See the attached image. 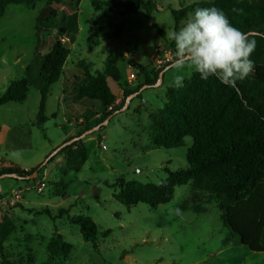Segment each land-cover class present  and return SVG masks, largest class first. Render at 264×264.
<instances>
[{
  "label": "rangeland",
  "instance_id": "1",
  "mask_svg": "<svg viewBox=\"0 0 264 264\" xmlns=\"http://www.w3.org/2000/svg\"><path fill=\"white\" fill-rule=\"evenodd\" d=\"M94 1L80 2V30L73 43L63 40L71 49L64 69H73L80 77L77 84L84 74L80 61L94 74L102 71L107 58H111L124 80L129 70L128 58L143 55L146 61L141 66L160 69L173 60L175 48L168 39V33L175 28L172 11L212 0H153L157 10L152 18L141 13L122 15L121 8L94 6ZM45 5V1H38L35 6L10 5L0 17V95L10 80L29 77L32 82L24 103L0 106V157L26 168L34 167L42 152L50 147V141L57 142L72 129H79L78 115L101 105L75 91L64 93L62 76L50 88L45 109L47 121L34 125L41 101V58L56 40L54 33L40 38L35 30ZM115 22L123 26L121 37L102 41L99 27ZM154 22L165 32L164 38L153 27ZM160 60L162 63H158ZM28 67H32L30 71ZM193 73L185 69L184 81ZM175 74L174 69L167 70L162 84L143 90L141 98L132 100L129 110L114 115L105 129L83 140L88 160L79 171L69 170L65 174L67 152L62 154V167L47 173L45 168L50 164L45 163L35 181L0 180V219L8 216L16 226L0 249V264H264V251H255L248 243L249 228L228 241L231 231L224 225L213 200L201 204L204 213L188 210L177 214V206L190 193V184L177 187L173 199L157 208L144 203L128 207L114 197V187L121 177L160 184L167 178V170L179 171L188 165L191 137L185 139L183 146L171 149L155 147L150 142V116L164 106ZM135 77L137 86L143 78L138 73ZM108 84L115 94L119 93L117 82L108 78ZM138 103L141 106L137 107ZM57 157H53L54 161ZM43 181L46 187L40 193L37 186ZM61 207L69 209L70 216L91 217L98 224L96 245L86 242L80 227L70 223L67 216L52 219L42 213L43 208H49L55 216ZM108 230L112 233L105 237ZM58 235L73 245L68 256L51 257L48 251L50 240Z\"/></svg>",
  "mask_w": 264,
  "mask_h": 264
},
{
  "label": "trees",
  "instance_id": "2",
  "mask_svg": "<svg viewBox=\"0 0 264 264\" xmlns=\"http://www.w3.org/2000/svg\"><path fill=\"white\" fill-rule=\"evenodd\" d=\"M38 1L46 2L36 20L35 30L38 37H49L53 33L56 35L52 48L41 58L38 74L41 101L37 124H43L47 121L45 109L50 88L63 76L65 64L71 54V49L63 40L73 43L80 30L78 13L82 0H0V17L5 15L10 5L35 6ZM93 5L121 8L122 15L141 13L149 18L157 10L153 0H96ZM213 6L223 10L230 22L246 34L255 32L248 35L256 42L250 57L254 62L253 74L242 81H236L234 86H229L215 77L202 80L194 72L183 82V87H168L164 106L150 116V142L155 147L171 149L183 146L185 139L191 137L193 144L187 152L188 165L179 171L167 170L168 176L160 184L127 181L121 177L118 186L114 187V197L128 207L144 203L151 208H157L173 199L177 187L190 184L189 195L177 209L204 213L206 210L201 204L207 199L213 200L221 212L224 225L231 231L232 237L228 241L237 238L243 229L249 228L251 231L248 243L251 248L264 251V0H212L178 11L173 10L174 30L181 28L182 23L187 21L196 8ZM61 9L63 10L60 14ZM153 27L160 36H166L155 22ZM122 33L123 26L120 22L103 25L98 29L104 42L118 39ZM172 46L174 47V43ZM174 51L175 49L173 57ZM171 63L172 61L166 63L158 70L137 65L143 81L131 88L111 58H107L102 71L94 74L88 72L84 61H80L79 66L84 74L76 91L83 98L99 101L101 112L96 113L89 109L83 113L82 118L87 123L75 137L120 111L127 97L140 91L142 87H153L159 74ZM31 68L28 67L27 70L30 71ZM108 78L113 79L124 90L119 104L117 96L109 87ZM31 85L29 77L12 80L0 95V106L24 103ZM141 96L142 92L136 98ZM97 115V118L89 122L90 118ZM103 129L105 127L101 130ZM67 152L68 169L65 174L69 170L79 171L88 160V149L84 141L64 147L57 155ZM54 159H50L49 164ZM41 166L31 170L5 167L0 170V175L14 173L27 182L30 181L27 177ZM42 213L52 219L67 216L70 223L80 227L86 242L97 244L99 226L91 217L70 216L69 209L64 207L59 208L55 216L49 208H43ZM15 230L12 218L2 216L0 249ZM111 233L108 230L104 236ZM72 250L73 245L64 241L62 235L52 238L48 244L51 257L68 256Z\"/></svg>",
  "mask_w": 264,
  "mask_h": 264
},
{
  "label": "clouds",
  "instance_id": "3",
  "mask_svg": "<svg viewBox=\"0 0 264 264\" xmlns=\"http://www.w3.org/2000/svg\"><path fill=\"white\" fill-rule=\"evenodd\" d=\"M168 39L175 48L170 67L175 70L173 83L177 88L183 87L185 69L198 73L202 80L215 77L229 86L254 72L250 57L255 40L215 6L196 8L181 28L168 33ZM176 211L179 214L180 210Z\"/></svg>",
  "mask_w": 264,
  "mask_h": 264
},
{
  "label": "crops",
  "instance_id": "4",
  "mask_svg": "<svg viewBox=\"0 0 264 264\" xmlns=\"http://www.w3.org/2000/svg\"><path fill=\"white\" fill-rule=\"evenodd\" d=\"M158 51V48L156 49V53ZM154 53H152L151 56H153ZM136 57V56H135ZM128 58L127 60V65L129 66V70H128V73H127V79L126 81L128 82V84L130 85L131 88H134L136 86V84L134 83V81H136V77H135V74L138 73L139 74V69L136 67L137 65L141 66V64L146 61V58L145 56H140L139 58ZM153 59V58H151ZM134 64H133V63ZM144 67V66H143ZM136 70V71H135ZM64 80L62 82V85H63V92L64 93H72V92H76V87L77 85V82L79 80V76H77L73 69H69V68H65L64 69ZM138 78V77H137ZM83 80V79H82ZM12 80H10L11 82ZM9 82V84H10ZM82 82V81H81ZM80 82V83H81ZM8 84V86H9ZM40 84V83H39ZM77 84V85H76ZM119 85V84H118ZM138 85V84H137ZM120 87V90H119V93L118 94H114L117 96V104H119L123 98V93H124V90L123 88L119 85ZM8 88V87H7ZM152 88V87H150ZM38 90H39V86H38ZM137 99V98H136ZM141 106L140 103L137 104V107ZM101 105H100V108L99 109H91L93 110L94 112L96 113H100L101 112ZM89 110V109H88ZM87 111V110H86ZM85 111V112H86ZM84 112V113H85ZM57 114H52V116H56ZM82 114L78 115L76 118L77 120V125L79 126V129L78 130H75V129H72L69 133L65 134L63 137H61L57 142H53V141H50L51 145L50 147H48L46 150H44V152H42V154L40 155V158L38 159V161L35 163V165H33L34 167H31V168H26V167H21L19 166V164L13 162V161H10V160H7L5 158H1L0 157V165H2V167H14V168H20V169H23V170H31L37 166H39L42 162V165L45 164V161L47 159V157L54 151L56 150L59 146H61L63 143H65L68 139L72 138V137H75L83 128L84 126L86 125V121H84V119L82 118ZM38 116V114H37ZM46 116V115H45ZM97 116L95 117H92L90 118L89 122H92L95 118H97ZM47 118V117H46ZM37 124V120L36 122H34V125ZM38 125V124H37ZM1 134V133H0ZM3 137H5V134L3 133ZM65 163V156L64 155H59V157L56 158V160L52 163H50L49 167L45 168V171L47 173H50L52 170H57L59 167H62ZM20 181H23V180H20ZM20 190V188L18 189ZM13 192H17V190H13ZM1 195V194H0Z\"/></svg>",
  "mask_w": 264,
  "mask_h": 264
},
{
  "label": "water",
  "instance_id": "5",
  "mask_svg": "<svg viewBox=\"0 0 264 264\" xmlns=\"http://www.w3.org/2000/svg\"><path fill=\"white\" fill-rule=\"evenodd\" d=\"M250 34H255V32H251L248 35ZM171 67L168 66L166 67L160 74H159V79L156 83L155 86H158L159 84H162L163 83V79H164V73L169 70ZM147 88H150L149 86H144L142 87V89L132 95H130L129 97H127L126 99V102H125V105L123 106V108L120 110V111H117L115 112L113 115L109 116L104 122H102L101 124L95 126L94 128L84 132L83 134H81L80 136H77V137H74L72 138L71 140L63 143L61 146H59L56 150H54L50 155L49 157L46 159L45 163L49 162L50 159H52L55 155H57L64 147L68 146V145H72L73 143L75 142H78V141H81V140H84L87 136L91 135V134H94L98 131H100L103 127L109 125L111 119L113 118L114 115L118 114L119 112L121 111H126L128 108H129V105L130 103L132 102V100L137 97L143 90L147 89ZM43 167V165L41 166ZM40 167V168H41ZM39 168V169H40ZM39 169L36 170L32 175H30L29 177H27L28 180H35L39 174ZM6 178H14V179H20V180H23L22 177H19L17 174H14V173H8V174H3V175H0V180L1 179H6Z\"/></svg>",
  "mask_w": 264,
  "mask_h": 264
},
{
  "label": "built area",
  "instance_id": "6",
  "mask_svg": "<svg viewBox=\"0 0 264 264\" xmlns=\"http://www.w3.org/2000/svg\"><path fill=\"white\" fill-rule=\"evenodd\" d=\"M158 63H162V61L160 60ZM37 187H38L37 191L41 193V192H43L44 188L46 187V183L43 181ZM0 205H2V202H0Z\"/></svg>",
  "mask_w": 264,
  "mask_h": 264
}]
</instances>
